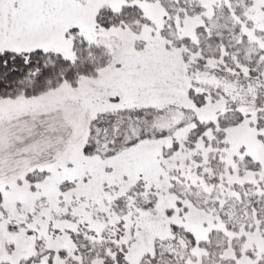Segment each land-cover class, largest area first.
Segmentation results:
<instances>
[{
	"label": "snow or ice",
	"instance_id": "obj_1",
	"mask_svg": "<svg viewBox=\"0 0 264 264\" xmlns=\"http://www.w3.org/2000/svg\"><path fill=\"white\" fill-rule=\"evenodd\" d=\"M0 264H264V0H0Z\"/></svg>",
	"mask_w": 264,
	"mask_h": 264
}]
</instances>
